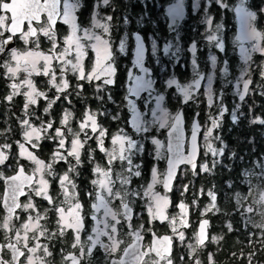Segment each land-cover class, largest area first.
Segmentation results:
<instances>
[{"label": "snow or ice", "instance_id": "snow-or-ice-1", "mask_svg": "<svg viewBox=\"0 0 264 264\" xmlns=\"http://www.w3.org/2000/svg\"><path fill=\"white\" fill-rule=\"evenodd\" d=\"M212 2L208 0L209 6ZM214 2L225 13L234 12L239 21L238 32L232 41L240 60L235 81L228 79L229 59L221 61L211 52L208 56L210 71H202L197 60V43L193 41L188 48L192 55L191 79L181 83L173 75L164 79L160 86L152 64L159 65L163 72V57L170 61L179 60L184 0H173L164 12L167 31L174 35L164 38L166 42L162 48L155 33L150 38L149 47L138 31H125L117 44L113 39L114 16L100 13L101 6L110 8L113 0H94L89 26H84L81 20L83 10L88 7L87 0H0V69L3 70L0 78L10 81V92L5 100L11 104L14 97H24L23 118L18 120L20 139L14 141L18 151L13 152L12 143H0V169H3L0 170V211L3 213L0 217V233L3 234L0 264H51L48 259L54 257L51 242L67 240L69 236L71 250L61 251V264H93L97 250L103 254V264H174L176 241L185 244L186 234L182 229L190 226L189 206L183 201L177 205L179 211L175 215L168 213L171 206L168 193L173 191L180 165L189 166L193 175L200 172L212 174L226 155L227 146L222 137L214 133L220 129L229 110L224 103L223 88L217 93L214 80L219 75L224 87L232 84L234 95L244 102L253 83V54L264 56V30H259L256 24L258 15L264 16V8L259 12L251 10L253 6L248 0H238L235 5H230L228 0ZM199 7L197 0L194 8ZM204 13L201 22L206 25L208 45L227 57L225 24L215 23L208 14V7L204 8ZM122 23L128 25L131 20L124 15ZM136 23L143 26L144 17L141 16ZM130 37L134 41L133 47L129 45ZM45 40L50 45L46 50ZM161 52L162 56L158 55ZM129 55L131 66L124 69L122 108L112 113L103 105L116 103L111 90L118 81L120 58ZM69 74L77 81V96L82 95L85 83L94 85L95 98L101 102L102 108L93 111L86 107L76 121V129L72 126L74 113L69 108L63 110L59 126L55 120L47 119L58 101L72 104ZM33 76L47 78L48 91L41 90ZM260 77L264 80V64L260 67ZM202 88L208 111L201 145L198 142L202 128L198 119L200 112L193 115L190 137L186 138L183 108L169 111L166 98L175 96L180 105L197 103ZM52 89H55L54 96L49 95ZM173 89L174 92H170ZM41 101L45 103L43 117L39 114ZM213 108L215 113L211 111ZM240 108L241 105L236 104L231 112L233 124L243 115ZM124 110L127 116L122 115ZM109 116L124 126L110 131L100 121V117ZM250 123L264 125V119L254 117ZM161 130L166 132V144L153 134ZM11 131L10 127L3 129L0 135L6 136ZM44 140L56 144L47 160L38 154ZM93 141L94 147L90 143ZM149 141L154 146V158L166 160L167 167L160 172L153 165L150 179L140 184L138 181L145 177L142 160H137L148 151ZM201 148L203 156L211 157V160L198 165ZM97 153L102 154L103 163L97 161ZM85 154L87 162L92 165L93 178L91 187L82 193L77 178L85 164ZM231 155L235 157L236 154ZM21 161L30 162L31 167ZM60 164L67 166L62 173L57 171ZM10 167L11 174L8 175L6 172ZM260 167L259 183H250L246 195L236 196L234 211L242 217L258 214L261 222L255 227L264 233V164ZM158 185L162 186V193L156 190ZM188 189L187 184L183 185V192ZM207 196L210 202L200 212L202 218L193 235L194 243H187L188 260L192 264H201L198 251L206 247L209 239L210 221L204 217L209 213H222L217 192L209 189ZM37 200L46 203L40 204ZM141 201L147 217L137 223L133 206H139ZM157 222L161 225L167 223L170 234H158ZM227 228L234 230L231 223ZM149 235L151 239L146 243ZM221 239L223 237H211L214 243ZM261 243L264 244V240ZM255 254L249 253V264ZM180 259L185 260L184 257ZM207 261L215 264L214 255L209 254Z\"/></svg>", "mask_w": 264, "mask_h": 264}, {"label": "trees", "instance_id": "trees-1", "mask_svg": "<svg viewBox=\"0 0 264 264\" xmlns=\"http://www.w3.org/2000/svg\"><path fill=\"white\" fill-rule=\"evenodd\" d=\"M161 4H167L169 0H158ZM156 0H130L126 5L123 4L120 0H114L113 1V8L115 9L113 16L116 17L120 22H122V17L124 15H127L131 23L133 24V27L131 28V31L134 30V28L137 27V24L133 21L135 18H140L141 16L144 17V23L143 27L140 28L141 31L144 33V37H146L147 34H156V37L160 35V37H166L168 36L167 27L165 26V23L160 18V12L156 9V5L158 3ZM261 0H256L252 3V10L258 9L259 6H257V3H259ZM230 5H235V0H229ZM212 7H209L208 14L211 15L214 18L215 23L217 22H231V17L228 15V13L224 12L223 10L219 9V7H213L214 5H211ZM259 12V11H257ZM145 13L147 15H145ZM203 13V6L201 3V8L196 11V17L190 18L187 14L188 21L187 26L183 28V31L190 29V26L188 24L190 22H197L200 15ZM118 16V17H117ZM260 20L261 18H264L263 16L258 15ZM115 20V19H114ZM117 20V21H118ZM148 21H152V23H149ZM186 25V24H185ZM197 28V27H196ZM201 26H198V29H200ZM139 29V30H140ZM197 30V29H196ZM158 33V34H157ZM187 36L183 35L182 40L186 39ZM45 50L48 46H44ZM152 67L156 70V73L158 72V68L154 67L152 64ZM186 74V73H185ZM184 74L179 73L180 78L183 77ZM37 82H40V80H43L41 77H37ZM71 81H76L74 77L70 79ZM123 82V75L121 72L119 73L118 81L115 87L111 90V94L113 96V99L116 101V103H107L103 105V107H106L110 112L114 113L115 111L122 108V91L119 88V84ZM77 83V82H76ZM75 83V85H76ZM46 83H43L40 85L41 89H44L46 87ZM92 86V88L90 87ZM76 89L72 90V105L66 106L57 102L56 105H54L53 112L50 116L47 117V119H53L56 122V126H59V119L60 116L65 108H69L74 113V119L72 126L74 129H76V121L79 120L80 117H82V114L86 107L91 108L93 111L97 110V108H101V102L95 98V87L94 85H89L85 83L84 85V91L85 96L82 98L81 95H76ZM8 87L6 85V82L3 80H0V131L6 128H11L12 131L10 133H7V135H0V143H12L13 144V152L16 151V145L14 143L15 140L20 139V127H19V119L23 118L22 114V108H23V97L17 96L13 99V102L9 104L5 100V97L8 95ZM167 100L170 101V97H167ZM83 101L86 102V105L82 104ZM64 103H67L66 101H63ZM251 104L255 106V110L250 111L251 108L246 107L243 115H240L239 120L237 123L233 124L231 120V112L230 115H225L222 120V125L220 128V131L223 132L224 136V143L226 144V155L224 156V165L228 166L229 169H225V172H220L217 170V168L214 170L212 174H209V178H205V174L202 173L199 175V177L192 179V172L185 170V178L184 182L181 184L182 186L187 184L189 186V189L187 192H183V196L175 195L173 201H183L189 206L190 212H195L196 218H198L200 215L201 210L209 203V199L207 198L206 192L209 189H212L214 191L218 192L221 191V184L222 181H229L232 183V181L237 182V185L232 186L231 189H229V192L231 194L230 198L233 197L234 193H238L241 196L246 195V190L250 185V176H254L255 178H259L261 169H258L262 164H264V125L260 124H254L253 126H249L251 118L254 117H260L261 119H264V97L262 99L255 98L250 101ZM169 104V102H168ZM45 106V103L41 101V106L39 108V114L43 117V107ZM170 106V104H169ZM176 108L182 106L178 103H175ZM196 105L194 103H189L188 105L182 106V108H186L188 114H191L193 116L194 114V108ZM172 110L175 109L173 105L170 106ZM102 110V108H101ZM251 114V115H250ZM122 115L125 116V113L123 111ZM239 115V114H238ZM101 123L110 129V131L114 132L117 128V126H124L120 122H114L111 120V116L105 118L100 117ZM37 124L39 121H35ZM75 122V123H74ZM253 136V138H251ZM43 148L42 151H40L38 154L42 159H45L48 157L50 153L55 149L56 144L49 140H44L43 142ZM92 146L94 147V141L90 142ZM235 153V157H233L231 154ZM102 154L97 153V161L103 163L101 160ZM85 164L80 169L81 175L79 176L80 180V189L83 192L84 189L88 186L89 181V172L87 171V167L91 166L87 162V155L83 157ZM199 161V160H198ZM198 163V162H197ZM62 165H58V169H62ZM146 169L149 167L150 162H146ZM67 167V166H66ZM65 167V169H66ZM245 173H251L252 175L246 176ZM146 175V173H144ZM187 175V176H186ZM239 179V180H238ZM179 181V175L177 177V182ZM215 186V187H214ZM230 187V186H228ZM203 190V191H201ZM220 199V195H219ZM193 200L196 201V203H193ZM230 204H232V199H230ZM211 213L208 214L207 217H211ZM216 216L212 217L214 223H216ZM249 221L246 222V228L240 225L238 234L234 233V230L228 234H225L224 236V250H223V256H224V264H249V253L255 252V256L252 258V264H264V244L261 243V240H264V233H262L259 229H257V235L255 239V243L253 242V237L250 236V228H249ZM243 224V221H242ZM215 231L217 232L218 229L215 228ZM261 232V233H260ZM2 233H0V239H2ZM252 235V234H251ZM236 239H237V247L233 248L236 245Z\"/></svg>", "mask_w": 264, "mask_h": 264}, {"label": "flooded vegetation", "instance_id": "flooded-vegetation-1", "mask_svg": "<svg viewBox=\"0 0 264 264\" xmlns=\"http://www.w3.org/2000/svg\"><path fill=\"white\" fill-rule=\"evenodd\" d=\"M254 1H256V0H248V3L250 5H252V3ZM228 2H229V0H228ZM87 3H88V7H87V9L83 10V15L81 16V20H82L84 26H89V16L91 14V8H92V4L94 3V0H87ZM235 4H236V0H235ZM257 6H259V8L254 9L253 11H259L260 8H264V0H261L259 3H257ZM100 9H103L107 13L110 12V8H105V7L102 8L101 7ZM227 13L231 17V20H232L231 22H224V21L217 22V23H224L225 24V39H226V46H227V50H228L227 57H225L224 53H219L218 50H215L214 54H217L218 59H220L221 61L225 58L229 59V61H230V76L228 77V79L232 80L234 82L235 76H237L239 74L237 72V69H238V65L240 64V60H239V56H238V50L233 49V47H232V41L234 40V37L238 32V29H239L238 26L239 25L235 19V13L232 11H228ZM191 24H192V22H190L188 24V26H190ZM256 24H257V27L259 30H264V21H257ZM127 30H128L127 32H129V33L138 31L142 35V37L145 39V41H147V38L144 37V33H143V31H141V29L140 30L136 29L134 31H131V28H129ZM191 31H192L191 28L188 29L189 33H191ZM117 38L114 39V41L116 43L118 42L116 40ZM194 41L197 43V47H198L199 44L200 45L203 44L202 42L204 40L198 39V40H194ZM146 44H147V42H146ZM129 45H130V47L134 46V41L131 39V37L129 38ZM44 46H50L46 40L44 42ZM207 51L210 53L211 51H214V48L208 46ZM201 52H202V49L197 51V55L200 54ZM260 59H261L260 55H255V56L253 55V64H252V69H251V77H252L253 83L250 85V92L246 96V99L244 102H240L238 100V98L234 95L235 90L233 88V85L228 84L227 87H224L223 79L220 78L219 75H217L215 84L213 83V87L216 91H220L223 88L224 103H225V106L228 108V110H230V112L234 108L232 102H236V103H239L241 105L240 112H242V111L244 112L246 110L245 108L249 107V108H251V113H252V111L255 110V106L253 104H251L250 101L252 99H255V98L262 99V97H264V94H261L262 92H264V80H262L260 77V67H261ZM130 60H131V56L129 55L128 57H121L119 62H124L125 66H126L127 63L130 62ZM33 77L35 78V81L37 82V80H36L37 77L36 76H33ZM71 78H72V76H71V74H69V79H71ZM3 79L4 78H0V80H3ZM44 80H45V78H44ZM46 80H47V78H46ZM4 81L6 82L7 80L4 79ZM76 82L77 81H71V83H72V88L70 89L71 92H72V90L76 89L75 88ZM6 84H8V81L6 82ZM202 84H203V82H202ZM90 87L92 88V86H90ZM46 91H48L47 86H46ZM202 91H203V88L201 89V92ZM250 94H251V97H249ZM49 95L53 96V95H55V92L51 91V93L49 92ZM83 96H85V91H83L80 98H82ZM59 102L62 103L63 105L70 106L68 103H64L63 100L59 101ZM86 102H88V101H83L82 104L86 105ZM202 107H203V104H201L198 107L196 106L194 108V114L196 111L200 112V116L198 119L202 125L201 133L199 135V142H200V137L203 133V124L205 123V121H203L204 114H203V108ZM185 109L183 108L184 115H185V131H186L187 136H189L190 125H191V120H192L193 116L191 114H188L187 110L185 111ZM252 119L253 118H251V120ZM72 123H73V121H72ZM221 125H222V123H221ZM253 125L254 124L249 123V126H253ZM222 133L223 132H221L220 129H218L217 132L214 134H219L222 137L223 141H225ZM164 136H165V133H164ZM251 138H253V136ZM200 152H201V154L199 156L198 165L203 159L202 149L200 150ZM150 154L151 153H147V154L145 153L142 158L137 160V162H141V160H142L143 175H144V173L148 172L150 170V167H152L154 164V160L150 156ZM50 155H51V153L48 155L46 160L49 159ZM221 160H222V163L217 165L216 168L220 172H225V169H229V167L224 165V162H223L224 157ZM146 162H150V165L147 169H146V165H145ZM165 162H166V160H164L162 165H161L162 169L163 168L166 169ZM24 165L26 167H28L26 164H24ZM14 166L15 165H13L12 167H14ZM91 168H92V165L87 167V171L90 173L89 174V181H88L87 189L83 190V192L88 190L91 187V185H90V180L92 179ZM183 168L187 171H191L190 167L184 166V167L180 168V170L178 172L179 177L181 175V171H182L181 169H183ZM258 169H261V167H259ZM57 171L61 173V168L58 169V167H57ZM6 174H8V175L11 174V167L9 168V171L6 172ZM178 175H177V177H178ZM144 177H145V179L139 180L138 183L144 184L146 182V175H144ZM206 177H207V179L209 178L208 175H205V178ZM249 178H250L251 184H258L259 183V178H255L254 176H250ZM79 179L80 178L78 177L77 183L80 186L81 183H80ZM177 184H178V182H177V178H176L174 181L173 191L168 193L170 200H171V206L169 207V209L171 211H172V207L176 206L177 203H180V201H177V202L173 201V199H175L174 194L176 193L175 188H176ZM235 185H237V182L232 181V183H230L229 181H222V184L220 185L222 190L218 192V204L222 209V213L217 214V215H211V217H204V218L209 219L210 225L208 228L209 239H208V241H206V247L203 248L202 250L198 251V258L201 260V264H208L207 257L209 254L214 255L215 264H224V256H223L224 255L223 250L225 249L224 248V236H225V234L232 232V231H229L227 228V225L229 223L232 224L233 229H234V233L238 234L240 225L243 226L244 228H246V222L249 221L248 224H249V228H250V236L253 237V242L255 243V239H256V235H257V229H258L257 227H255V224H258L261 222V217L258 214H250V217L249 216L242 217L239 214L235 213L234 207L236 205V196L238 195V193H234L233 197L230 198L231 194L229 192V189H231L232 186H235ZM134 186H136V185H134ZM228 186H230V187H228ZM156 190L157 191H161V190L163 191V188H162V186H158ZM0 191H2V185H0ZM57 191H58V189H57ZM182 192H183V186L180 185L178 195L183 196ZM206 195H207V192H206ZM219 195H220V199H219ZM207 198L209 199L208 196H207ZM21 199L23 200L24 198H21ZM230 199H232V204H230ZM37 203L44 204L46 202H42V201L37 200ZM133 207H134V211L136 213V222L142 223L143 222L142 218L146 219V217H147V213L143 209V201L140 202L139 206L134 205ZM41 211H43V208H41ZM224 212H229L230 214L224 215L223 214ZM2 214H3L2 211H0V217H2ZM175 214L176 213H173V212L169 213V215H175ZM195 215H196L195 212L194 213L190 212V209H189L188 219H189L190 226L187 229H182L183 231H185V234H186V242H185V244H181L178 240L176 241V246L174 249V257H175L174 264H192V262L190 260H188L189 249L187 247V243H194L193 235L198 230L199 221L202 218L201 216L196 218V217H194ZM214 216L217 217L216 223H214L213 220L211 219ZM257 217H260V219H258ZM242 221H243V224H242ZM155 227L158 231V234H165V233L170 234V229L168 228L167 223L161 225L159 222H157ZM215 228L218 229L217 232L215 231ZM212 236L223 237V239H221L218 243H214L211 240ZM150 239H151V237L149 235L146 239V243L148 241H150ZM0 242H3V240L0 239ZM70 242H71L70 236L67 238V240L60 239V240H54L51 242V244L53 245L52 251L54 252V257L48 258L51 261V264H61V259H62L61 251L62 250H71L69 248ZM42 243H49V241H42ZM235 243H236V245L233 248L237 247V244H238L237 239H236ZM180 257H184L185 260L181 261ZM6 258H8V257H6ZM93 264H103V254L99 250H97V252H96L95 258L93 260Z\"/></svg>", "mask_w": 264, "mask_h": 264}, {"label": "rangeland", "instance_id": "rangeland-1", "mask_svg": "<svg viewBox=\"0 0 264 264\" xmlns=\"http://www.w3.org/2000/svg\"><path fill=\"white\" fill-rule=\"evenodd\" d=\"M114 1V0H113ZM123 4H127L128 2H130V0H120ZM144 0H142L143 2ZM158 1V0H156ZM173 0H169L167 4H161L159 1L156 5V9L160 12V18L162 19V21L165 23V26L167 27V22L165 20V17H164V12L166 10V8L168 7V5L170 3H172ZM185 2V19L183 21H181V28H180V34H181V39H180V46H181V52L179 53V60L177 61H170L168 60V58L166 57H163V64L165 65V71L161 72L160 71V66L159 65H156L153 63V66L158 68V72H157V79L158 81L160 82V86H162V82L164 79H167L169 76H173L175 75L176 78L181 82V83H184V82H187L188 80L191 79L192 77V68H191V60H192V55L188 52V47L191 45L190 43L193 42L194 40H198V39H202L204 40L202 43V45L199 44V46L197 47L198 51L202 49V52L200 54L197 55V60H198V63L200 64V67H201V70L204 71V72H208L210 71V65L208 63V56H209V52L207 51V48H208V43L205 39V28H206V25H204L201 21L205 15L204 13V8L205 7H208V9H210L209 7H212L211 5L213 4L214 6L213 7H218V5L215 4L214 0L212 2V4L209 6L208 4V0H199V4H200V7L198 8V10L201 8V3H202V6H203V13L200 15V17L198 18L197 22H192V24L190 25V28L192 29L191 33L188 32V30H185L183 31V28L185 26H187V21H188V17H187V14L190 18H193V17H196V11H197V8H194V5L197 3V0H184ZM238 2V0H236V3ZM103 8V6H101ZM100 13L101 15H113L114 12H113V6L110 7V12H105L103 9H100ZM90 17V16H89ZM118 17V16H117ZM264 17V16H263ZM114 28H113V39L117 38L116 40L119 42V38H121L125 31H128L127 29L129 28H132L133 27V24L130 23L128 25H124L122 22H120V20H118L116 17H114ZM137 19L139 18H135L133 21L136 23ZM235 19L239 25V21L238 19L236 18L235 16ZM259 19V17H258ZM257 19V21H258ZM118 20V21H117ZM260 20L264 21V18H261ZM137 24V23H136ZM186 24V25H185ZM201 26L200 29H198V26ZM143 26H140L137 24V27L134 28V30L136 29H140L142 28ZM197 27V28H196ZM239 28V26H238ZM198 29V30H196ZM133 30V31H134ZM174 34H170L168 33V36H166L167 38H171ZM185 35L187 36L186 39L182 40V36ZM115 36V37H114ZM152 37V34H147L146 35V38H147V44L148 46L150 47V38ZM157 38V41H158V45L162 48L163 46V43H165V37H160V35ZM117 42V44H118ZM22 46V45H21ZM215 49L214 48V51H211V53L214 54L215 52ZM158 55L162 56V52L161 53H158ZM254 56L255 55H260L259 53H255L253 54ZM261 56V55H260ZM260 63L261 65L264 64V56H261V59H260ZM119 65H120V72L121 74L123 75V82L121 84H119V88L120 90L122 91V97L124 95V82H125V72H124V69L125 67H130V62L127 63V65L125 66L124 62H119ZM239 68H240V64L238 65V69H237V72L239 73ZM3 70L0 69V72H2ZM119 72V73H120ZM179 73H182L184 74L182 78H180L179 76ZM186 73V74H185ZM36 77H41L44 78L43 76H36ZM21 78H23V74H21ZM32 79L35 81V78L32 77ZM40 80V82H37L38 84V87H40V85H42L43 83H46V78L45 80ZM8 81V80H7ZM6 81V82H7ZM215 81L216 79L214 80V84H215ZM10 81H8L9 83ZM7 87H8V84H6ZM41 89V88H40ZM23 90H27V89H23ZM43 91H46V87L44 89H41ZM51 91H54L55 92V89H52ZM50 91V93H51ZM8 92H10V89L8 88ZM170 92H174V89L173 90H170ZM219 91H217L218 93ZM9 94V93H8ZM54 96V95H53ZM23 97V96H22ZM170 97V101L167 100L166 98V104L168 105L169 107V111L171 112H175L178 108H181L182 106H185V105H182L178 108H176L177 106H175V103H178L177 101V98L175 96H169ZM249 97H251V94L249 95ZM15 98V97H14ZM23 102H24V97H23ZM173 105L175 107L174 110H172L169 106ZM200 102V103H199ZM191 103V102H190ZM198 106H200L201 104H203V114H204V118H203V121H206L207 119V116H206V112L208 111L207 107H206V101L204 99V96H203V91L201 92L199 98H198ZM197 103H194L196 106H197ZM233 103V106L235 108V105L236 104H239V103H236V102H232ZM139 104V102H138ZM140 107H142V104L139 105ZM197 106V107H198ZM233 108V109H234ZM232 109V111H233ZM211 111H213V113L216 112V109L213 108ZM231 111V112H232ZM124 113H125V116H127V112L126 110H124ZM230 114V110L225 114V115H229ZM122 124V123H121ZM78 130V129H77ZM161 133H165L164 130H161V132H156V133H153L156 135V138L157 139H160L162 142H164L166 144V137L164 136V134H161ZM217 143V146L219 147V142H216ZM200 144L202 145L203 144V139H202V135L200 137ZM226 145V144H225ZM147 148H148V151L146 152L147 153H151L150 156L153 158L154 160V164L153 165H156L158 167V169L160 170V172H164L165 169L161 168V165L163 163L164 160H159L157 161L155 158H154V146L151 145L150 141L147 142ZM202 149V156H203V148ZM18 149L16 147V151L17 152ZM14 152V153H15ZM222 159V158H221ZM211 160V157H204L203 156V159L202 161L199 163V164H203L205 162H210ZM152 161V160H151ZM22 163L26 164L29 168L31 167V164L30 162L28 161H21ZM153 163V162H152ZM222 163V162H221ZM220 163V164H221ZM15 165L14 164V161L12 163V166ZM160 166V167H159ZM66 165H62V169H61V173L63 171H65ZM152 167H150V170H151ZM0 170H3V169H0ZM150 170L148 172H146V180L147 179H150ZM181 175L179 177V181H178V184L175 188V195H178L179 194V189H180V185L184 182V178H185V169H181ZM9 171V169L7 170V172ZM203 172H200V174H202ZM199 175H193L192 174V179H195L197 177H199ZM205 175H209V174H205ZM187 176V175H186ZM93 178V177H92ZM158 186H161V185H158ZM157 186V187H158ZM87 189V188H86ZM85 190V189H84ZM161 193L163 192L162 190L160 191ZM179 203H177L178 205ZM174 206L172 207V211L169 209L168 210V213L170 212H173V213H177L179 211L178 207ZM258 219H260V217H257Z\"/></svg>", "mask_w": 264, "mask_h": 264}, {"label": "water", "instance_id": "water-1", "mask_svg": "<svg viewBox=\"0 0 264 264\" xmlns=\"http://www.w3.org/2000/svg\"><path fill=\"white\" fill-rule=\"evenodd\" d=\"M190 47V46H189ZM188 47V48H189ZM189 52V51H188ZM146 56H147V53H146ZM200 135V134H199ZM165 136H166V132H165ZM185 137L186 138H188V137H190V134H189V136H187V134H186V131H185ZM166 139H167V136H166ZM198 142H199V136H198ZM166 143H167V140H166ZM200 143V142H199ZM198 160H199V156H198V158H197V162H198ZM184 166H187V165H180V168H182V167H184ZM165 167H167V164H166V162H165ZM187 167H189V166H187ZM180 168H179V170H180ZM179 170H178V172H179Z\"/></svg>", "mask_w": 264, "mask_h": 264}]
</instances>
